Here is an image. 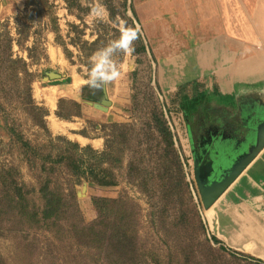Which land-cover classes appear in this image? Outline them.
Here are the masks:
<instances>
[{
	"label": "rangeland",
	"instance_id": "374dc122",
	"mask_svg": "<svg viewBox=\"0 0 264 264\" xmlns=\"http://www.w3.org/2000/svg\"><path fill=\"white\" fill-rule=\"evenodd\" d=\"M0 1V171L9 170L19 184L36 190L30 199L37 209L44 205L38 191L46 181L72 206L58 220L38 224L18 211L7 215L0 224V264H264L212 240V209L204 208L196 167L210 187L226 178L237 155L200 160L189 114L209 102V79L196 77L194 50L209 57L205 44L211 35L227 43L235 58V35L253 42L264 26L262 0H214L203 10L200 0H69V13L81 20L58 17L59 8L46 0ZM17 1L25 4L23 10L16 9ZM58 26L61 34L53 35ZM123 27L136 29L138 39L131 53L112 55L121 77L105 88H90L83 83L90 57L117 40ZM11 41L14 58L29 66V79L5 71ZM53 71L66 79L47 82ZM72 72L79 75L74 83ZM28 80L35 103L44 108L43 98L51 108L49 97L60 101L50 86L78 90L82 102L64 98L61 113L72 117L65 134L51 126L57 111L46 118L47 131L36 126L26 106ZM105 94L112 101L108 112L95 107ZM71 132L100 138L104 146L81 145ZM66 141L99 154L114 151L110 161L90 151L78 155L84 169H109L107 179L115 185L80 181L57 163Z\"/></svg>",
	"mask_w": 264,
	"mask_h": 264
},
{
	"label": "crops",
	"instance_id": "0c3cea01",
	"mask_svg": "<svg viewBox=\"0 0 264 264\" xmlns=\"http://www.w3.org/2000/svg\"><path fill=\"white\" fill-rule=\"evenodd\" d=\"M262 1L263 8L260 16L264 25V0ZM49 2L55 9L59 8L58 17L67 16L68 18L79 19L76 14L69 13L68 4L65 0H49ZM214 2V0H200L199 7L202 10L203 8L207 9ZM213 7L218 15L219 10L216 4H213ZM3 8V2L0 1V12ZM24 8L25 4L17 1L16 9L21 11ZM60 12H62V15H60ZM60 28L58 26L55 31H51L52 34H61ZM211 28L214 32L216 31V28ZM228 29L225 31L227 34L230 30ZM259 33L257 40L255 39L249 43H245L239 35H235L237 39L235 44L238 48L235 58H233L234 53L230 52L231 47L227 43L215 41V38H210L211 35L209 41L205 44L206 49L209 50V57L204 58L202 50L197 49L194 50L191 56L198 67L196 77L209 79V102L206 103L205 107L223 110L222 115L225 117H218L217 120H221L224 127L232 126L231 123L234 121L232 117H236L243 131L242 133L246 135L243 144H235V147L227 140L234 136L235 130L230 133L226 128L228 131L224 132L223 135L224 137L226 135V139L222 138L220 141H217L214 137L210 140L209 136H199L198 139L193 140V144L196 145L202 158L207 156L209 160H214L221 155L243 156L249 153L258 141L259 131L264 126V46L261 45V41L264 40V26ZM216 49L218 52H216ZM77 77L79 78L77 72H72L69 75L73 83ZM64 79H66L65 76L61 75L60 79L55 80ZM49 89L57 90L60 100L69 98L82 102L76 96L78 90L71 89L70 85L68 87L65 85L62 87L50 86ZM42 102L41 104L49 111V117L52 113L55 114L58 111L57 101H55L54 108L50 107L46 98H43ZM58 120L66 126L72 123L59 118ZM52 128L54 129L53 126ZM68 130L66 128L64 133L59 132L65 134ZM71 134L81 145L86 144L93 148L104 146V141L100 138L89 139L76 132H71ZM205 160H208V158ZM211 209L213 222L210 223L209 221V228L223 245L264 259V149Z\"/></svg>",
	"mask_w": 264,
	"mask_h": 264
},
{
	"label": "trees",
	"instance_id": "16d2710c",
	"mask_svg": "<svg viewBox=\"0 0 264 264\" xmlns=\"http://www.w3.org/2000/svg\"><path fill=\"white\" fill-rule=\"evenodd\" d=\"M67 4L70 5L69 0H65ZM47 4H49V0H46ZM53 7V5L51 6ZM135 17H137L135 11L132 9ZM115 17L111 15V20H114ZM79 20H81L79 18ZM74 27V26H73ZM13 41L10 42V47L8 48L9 55L7 57V63L5 64V71L9 76L19 78L21 75L29 79L31 77V73L29 70V66L24 59L14 58L13 49H12ZM18 44V42H17ZM2 66L0 69L2 70ZM32 81L28 80V98H27V108L29 109V113L33 114L36 118L35 124L39 126L41 129L48 130L46 124V118L49 116V111L44 108L38 106L33 97H32ZM65 99H61L58 103V111L56 113L57 117L61 120H71V116L64 115L62 112V105L65 103ZM76 105L80 106L78 103ZM222 109H212L208 106L203 107L202 109L197 108L196 112H190L191 116H194L195 120L190 124L191 135L193 140L198 139L199 136L205 135L209 136V139L212 140L213 137L220 141L224 132L236 131L232 138L227 139L230 141L235 147V144L241 145L245 141V133H242V129L240 128V124L236 117H232V126H225L222 124L221 120H217L218 117L224 116L222 115ZM227 116L230 115L227 113ZM75 117H81V114L76 115ZM225 117V116H224ZM230 118V117H229ZM226 122V121H224ZM226 124V123H225ZM227 125V124H226ZM224 127V128H223ZM112 128H123L127 129V126H118L113 125ZM228 128V130L226 129ZM84 136V134L80 133ZM222 134V135H221ZM221 135V137H220ZM86 137V136H85ZM126 137V136H125ZM64 139V138H61ZM226 139V138H225ZM67 147L60 154L57 163L64 164L71 170L72 174L76 176L80 181L89 180V183L94 186L100 187H112L115 185L114 181L107 179L112 177V175H107L109 173V169H102L97 171V168L94 165L89 166L87 168H83L84 161L78 155V152L90 151L93 153L94 157H105L104 159H111L114 151H106L103 153H97L96 151L91 150V148H82L78 143H74L71 141H66ZM106 147H108V141L106 142ZM9 170H1L0 171V224L3 222L4 218L9 215L11 212L18 211L26 217L30 223L38 224L40 222H48L50 220H58L61 214H65L67 208H72L67 200H65L64 196L56 190L51 189L50 181H46L40 187L38 194L41 196V199L44 202L42 208L37 209L36 204L30 199V197L37 193L35 189L27 187L25 184H19L12 174H9ZM73 200V196H71ZM72 205V204H71ZM212 240L216 244H220L222 246L223 243L218 240L215 236L212 237ZM128 261H116L115 264H127Z\"/></svg>",
	"mask_w": 264,
	"mask_h": 264
},
{
	"label": "water",
	"instance_id": "95a60500",
	"mask_svg": "<svg viewBox=\"0 0 264 264\" xmlns=\"http://www.w3.org/2000/svg\"><path fill=\"white\" fill-rule=\"evenodd\" d=\"M61 75L58 72H49L47 74L46 81H52L60 79ZM112 106V101L109 99L107 94L95 104V107L103 112H108ZM264 149V126L259 131V138L256 145L245 155H237L232 170L226 178L220 183L213 184L210 187H205L204 182L201 178V169L199 166L196 167V178L201 191V197L203 200L205 210H210L215 203L223 196V194L235 183V181L241 176V174L247 169V167L256 159V157Z\"/></svg>",
	"mask_w": 264,
	"mask_h": 264
},
{
	"label": "clouds",
	"instance_id": "9594fccd",
	"mask_svg": "<svg viewBox=\"0 0 264 264\" xmlns=\"http://www.w3.org/2000/svg\"><path fill=\"white\" fill-rule=\"evenodd\" d=\"M138 39L137 30L132 27L121 28V34L117 40L110 41L105 47L98 49L91 57V68L88 79L83 83L92 89L105 88L109 83L118 80L121 75V67L112 59L116 51L125 54L131 53L133 42Z\"/></svg>",
	"mask_w": 264,
	"mask_h": 264
},
{
	"label": "bare ground",
	"instance_id": "6f19581e",
	"mask_svg": "<svg viewBox=\"0 0 264 264\" xmlns=\"http://www.w3.org/2000/svg\"><path fill=\"white\" fill-rule=\"evenodd\" d=\"M48 101H50L52 103V106H54L55 98L49 97L48 98ZM52 126L54 127V130L61 131V132H65L66 131V128H68L66 126V124H64L63 122H60L58 120H55V119H53V121H52ZM207 217L209 219H212V215H211L210 212H208Z\"/></svg>",
	"mask_w": 264,
	"mask_h": 264
},
{
	"label": "flooded vegetation",
	"instance_id": "af4514ba",
	"mask_svg": "<svg viewBox=\"0 0 264 264\" xmlns=\"http://www.w3.org/2000/svg\"><path fill=\"white\" fill-rule=\"evenodd\" d=\"M192 140H193V139H192ZM193 146H194L195 152H196V154H197V156L199 157L200 160H205V159H207V158H208V160H209V157H207V156H205V158H202V156L198 153V150H197V148H196V145L193 144ZM206 157H207V158H206Z\"/></svg>",
	"mask_w": 264,
	"mask_h": 264
}]
</instances>
